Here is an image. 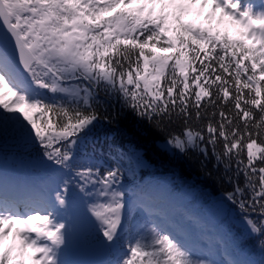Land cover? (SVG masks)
Returning <instances> with one entry per match:
<instances>
[{"label":"snow or ice","instance_id":"snow-or-ice-1","mask_svg":"<svg viewBox=\"0 0 264 264\" xmlns=\"http://www.w3.org/2000/svg\"><path fill=\"white\" fill-rule=\"evenodd\" d=\"M198 2L207 27L183 20ZM224 18L235 36L212 26ZM129 117L162 135L170 170L221 187L206 215L184 212L210 250L163 223L165 184L125 186L131 157L115 135V162L89 148L99 125L122 132ZM8 136L44 175L21 181L0 165V264H25L28 249L31 264H264V0H0ZM10 233L19 243L5 247ZM77 245L107 258L68 259Z\"/></svg>","mask_w":264,"mask_h":264},{"label":"trees","instance_id":"trees-1","mask_svg":"<svg viewBox=\"0 0 264 264\" xmlns=\"http://www.w3.org/2000/svg\"><path fill=\"white\" fill-rule=\"evenodd\" d=\"M128 128L134 129L136 134L128 133L126 131ZM113 135L116 137V144H123L124 150H128L131 157L122 161L123 183L125 186L134 189L137 184L143 185L148 182L161 181L162 184L166 185V188L161 190L171 192L173 197L159 201L167 214H179L185 219L184 212L204 216L206 215V209L212 207L221 198V187L210 180H206L195 169L185 167L183 176H181L178 168L175 171L170 170L173 168V164L169 161L167 155L161 151L163 147L162 135L145 125L135 123L131 117L124 121V131L122 132L114 131L111 134H106L105 127L101 124L88 137L89 148L95 147V154L105 165L116 160V156L109 152ZM106 139L109 143H106ZM132 150L143 157L140 163H137L135 157L131 156ZM30 159L27 150L22 149L11 136L0 139V162H8L13 166L17 165L26 170L43 173L31 166ZM181 185L185 187L192 186L194 194L193 192H186L180 187ZM186 223L187 232L195 233L202 240L207 241L208 246H210L211 238L203 234L200 224L189 221ZM245 244L246 252L250 253L249 258L259 260L261 254L256 242L246 240ZM80 246L77 245L75 250H78ZM208 246L206 248L210 250ZM83 258L88 260L84 254Z\"/></svg>","mask_w":264,"mask_h":264},{"label":"rangeland","instance_id":"rangeland-1","mask_svg":"<svg viewBox=\"0 0 264 264\" xmlns=\"http://www.w3.org/2000/svg\"><path fill=\"white\" fill-rule=\"evenodd\" d=\"M209 11H210L209 7H205L203 9H201L199 2H198L196 5H192L189 7V10L183 16V20L186 23H193V24H198L200 26L207 27L209 25H208V21L205 19V16L208 14ZM219 16H220V14H219V12H217L216 13V19H219ZM216 19H214L212 21V26L214 28H218L220 31L227 30L230 36L236 35V31H237L236 28L230 25L227 18H224V22L221 24H218V25L216 23ZM3 167L5 168V170L9 174V176H14L21 181H37L43 175L40 173V175H34L35 177H32V176L27 177V176H22L20 173H18L17 170L7 168L4 165H3ZM162 220H165V219L163 218ZM13 243L18 245L19 241L18 240L13 241L12 234L10 233L9 236L4 240L3 246L6 247V246L13 244ZM30 255H31V250L30 249L26 250V254L24 257L25 264H31V261L29 259Z\"/></svg>","mask_w":264,"mask_h":264},{"label":"water","instance_id":"water-1","mask_svg":"<svg viewBox=\"0 0 264 264\" xmlns=\"http://www.w3.org/2000/svg\"><path fill=\"white\" fill-rule=\"evenodd\" d=\"M86 252L90 255L91 258H94L96 260L105 258V256H103L99 253H94L91 250H89L88 248L86 249Z\"/></svg>","mask_w":264,"mask_h":264},{"label":"bare ground","instance_id":"bare-ground-1","mask_svg":"<svg viewBox=\"0 0 264 264\" xmlns=\"http://www.w3.org/2000/svg\"><path fill=\"white\" fill-rule=\"evenodd\" d=\"M20 174L22 175V176H24V174H22L21 172H20ZM32 176V175H31ZM10 177H14V176H10ZM35 177V176H34ZM16 178V177H15ZM37 179V178H36Z\"/></svg>","mask_w":264,"mask_h":264}]
</instances>
